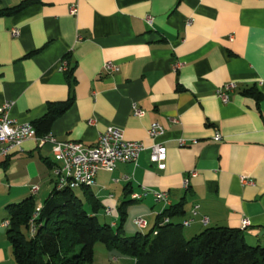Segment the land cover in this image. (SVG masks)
<instances>
[{
    "label": "crops",
    "instance_id": "obj_1",
    "mask_svg": "<svg viewBox=\"0 0 264 264\" xmlns=\"http://www.w3.org/2000/svg\"><path fill=\"white\" fill-rule=\"evenodd\" d=\"M24 2L18 13L0 16V107L10 103L12 120L31 124L48 104L72 98L49 131L58 142L93 146L115 126L125 140L149 147V125L165 130L156 140L166 146L164 170L145 150L136 165L118 163L112 173L99 172L89 189L104 215L137 204L136 218L146 228L122 225V235L145 234L149 226L152 231L159 214L181 204L183 213L169 222L190 221L183 227L188 238L228 227L264 245V0H0V10ZM71 5L76 16L69 14ZM63 58L67 72L59 71ZM106 61L119 71L104 74ZM231 82L237 88L224 104L216 91ZM249 89L259 98L243 93ZM133 105L144 115L135 116ZM215 132L221 141H213ZM181 138L196 143L179 147ZM53 166L50 146L33 139L0 162V264H13L9 226L3 225L8 206L40 194L46 199L54 187ZM142 189L147 196L132 201L130 194ZM151 191L166 193L168 204H156ZM111 219L114 229L118 223Z\"/></svg>",
    "mask_w": 264,
    "mask_h": 264
},
{
    "label": "trees",
    "instance_id": "obj_2",
    "mask_svg": "<svg viewBox=\"0 0 264 264\" xmlns=\"http://www.w3.org/2000/svg\"><path fill=\"white\" fill-rule=\"evenodd\" d=\"M29 2L0 10V16H12ZM255 97L253 89L243 92ZM258 99V95L255 97ZM73 99L50 103L45 114L35 120L37 135L49 133L52 123L72 105ZM83 190L89 209L84 208L75 190L53 187L42 202L34 220V233L29 234L35 211L32 198L9 205L7 239L12 249L13 264H92L94 246L103 244L109 250L135 260V264H264V245L250 246L243 230L210 227L185 239L183 226L169 219L183 213L182 205L169 208L157 216L149 233L122 235L125 213L116 228L101 224L97 214L102 209L89 188ZM126 203L122 204L125 205ZM164 219L168 222L161 224Z\"/></svg>",
    "mask_w": 264,
    "mask_h": 264
},
{
    "label": "built area",
    "instance_id": "obj_3",
    "mask_svg": "<svg viewBox=\"0 0 264 264\" xmlns=\"http://www.w3.org/2000/svg\"><path fill=\"white\" fill-rule=\"evenodd\" d=\"M71 16L77 15V6L71 5L69 9ZM145 22L151 25L152 18L146 17ZM12 35L17 36L18 31L12 30ZM179 64L174 65V69L179 68ZM59 71H68V62L63 58L59 64ZM102 71L106 75H112L119 71V67L112 61L103 63ZM236 83H227L216 91V97L222 102L229 101V93L236 90ZM10 103H4L0 107V162L7 159L13 152L20 151L22 144L29 139H33L39 146L49 145L51 153L54 158V166L52 167V174L54 178V187L57 190L69 188L76 190L80 188H91L96 183V176L99 172L112 173L118 163H133L136 165L140 153L147 150L149 152V161L156 166L158 170L165 169V161L167 158L166 146L164 143L156 142L158 138L164 135V128L161 124L153 122L147 129V135L152 140L149 147H145L142 143L128 141L124 139L121 129L115 126H109L103 133L98 136L97 142L93 146H87L80 142H58L51 134L37 135L35 128L32 124H18L12 120L8 115ZM133 114L137 117L144 115L141 109L135 105L132 106ZM93 121H89L91 125ZM213 141H221V135L218 132L214 133ZM179 147H185L189 143L195 144L196 141H187L186 139H178ZM195 173H191L193 177ZM241 181L248 183L246 177H241ZM188 178L183 181V186L187 187ZM38 187L31 188L32 194H36ZM149 190L142 189L141 193H131L130 199L138 201L145 198ZM154 202L156 204H168L166 193L151 191ZM197 206L191 211L192 215L197 214ZM41 205L35 207V211L30 220L29 234L32 236L34 233V220L38 217ZM112 209H106L105 215H112ZM168 222L164 219L161 224ZM206 223V219H203ZM134 225L139 231L146 228V222L142 217H137L133 221ZM9 220H5L3 225L8 227ZM190 221H184L183 227H188ZM248 221H242V227L246 228Z\"/></svg>",
    "mask_w": 264,
    "mask_h": 264
},
{
    "label": "rangeland",
    "instance_id": "obj_4",
    "mask_svg": "<svg viewBox=\"0 0 264 264\" xmlns=\"http://www.w3.org/2000/svg\"><path fill=\"white\" fill-rule=\"evenodd\" d=\"M75 193L82 200L84 208H86L88 210L89 207H88V204H87V202H86V200L84 198L83 190L76 189ZM42 198H44V197L40 194L38 197H36L34 199L35 200L34 202H39L41 200L44 201L45 199H42ZM35 206H37V205H35ZM136 206H137V204H129L126 207L127 209L124 212L125 213V216H124L125 221H124V224H123V227H125V230L129 229L130 225L133 223L134 218H136V216L138 215V211H137ZM119 217H120V214L111 215V218H113L116 221V223H119ZM97 218H98V221L101 224L106 223V224H110L111 225V220L112 219L108 218V217H106L104 215L103 209L99 210V212L97 214ZM150 229H151V226H149V228L146 229L144 231V233L145 234L148 233L150 231ZM185 231H186V229L182 230V235H183V237L185 239H189L185 235ZM245 240H246V243L249 244L250 246H255V243H251L248 240L247 237L245 238ZM113 256L115 258H118L117 261L114 259ZM92 264H134V259L130 258V257L122 256L118 252L109 250L103 244L96 243L95 246H94V258H93Z\"/></svg>",
    "mask_w": 264,
    "mask_h": 264
}]
</instances>
